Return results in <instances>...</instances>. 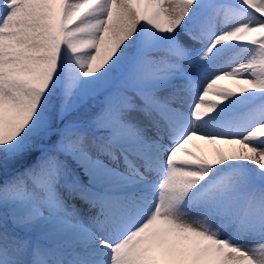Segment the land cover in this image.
<instances>
[{
    "label": "snow or ice",
    "instance_id": "snow-or-ice-1",
    "mask_svg": "<svg viewBox=\"0 0 264 264\" xmlns=\"http://www.w3.org/2000/svg\"><path fill=\"white\" fill-rule=\"evenodd\" d=\"M0 264H264V0H0Z\"/></svg>",
    "mask_w": 264,
    "mask_h": 264
},
{
    "label": "rangeland",
    "instance_id": "rangeland-1",
    "mask_svg": "<svg viewBox=\"0 0 264 264\" xmlns=\"http://www.w3.org/2000/svg\"><path fill=\"white\" fill-rule=\"evenodd\" d=\"M226 83V82H225ZM189 147H191V146H189ZM193 150H195V149H193Z\"/></svg>",
    "mask_w": 264,
    "mask_h": 264
}]
</instances>
